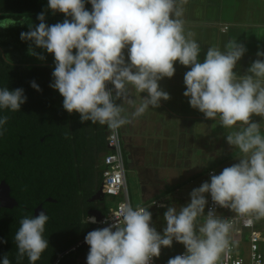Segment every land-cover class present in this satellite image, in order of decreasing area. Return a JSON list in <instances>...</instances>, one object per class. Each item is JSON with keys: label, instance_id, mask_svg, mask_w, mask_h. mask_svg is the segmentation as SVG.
Returning <instances> with one entry per match:
<instances>
[{"label": "clouds", "instance_id": "1", "mask_svg": "<svg viewBox=\"0 0 264 264\" xmlns=\"http://www.w3.org/2000/svg\"><path fill=\"white\" fill-rule=\"evenodd\" d=\"M188 0H48L53 14L65 16L62 23L48 25L46 13L37 15L38 25L20 38L54 56L53 82L49 85L63 97L69 114L79 113L81 123L106 126L113 135L157 109L170 95L160 87L164 78L175 75V64L189 68L184 75L188 98L193 109L205 118L218 121L227 130V143L236 150L239 162L211 175L190 193V202L177 208L167 207L163 234L152 225L148 208L124 203L106 227L89 231L86 264H152L162 248L173 242L185 252L168 264H220L222 255L236 245L234 224H251L264 219V124L252 120L264 118V50L247 70L238 76V62L247 52L243 43L229 39L224 49L202 48L194 33L186 30L185 7ZM91 5V10L86 8ZM16 22L4 17L0 29ZM31 55L44 60L30 48ZM111 85L112 87H108ZM31 87L40 91L35 81ZM147 93L146 96H142ZM27 102L23 88H0V113L20 112ZM0 115V137L8 123ZM234 213L231 218L217 215L208 205ZM163 207V205H162ZM49 216H23L15 232L17 264L27 258L38 264L49 248L45 238ZM85 224H96L95 216ZM0 243L7 241L0 239ZM0 264H12L8 255Z\"/></svg>", "mask_w": 264, "mask_h": 264}, {"label": "trees", "instance_id": "2", "mask_svg": "<svg viewBox=\"0 0 264 264\" xmlns=\"http://www.w3.org/2000/svg\"><path fill=\"white\" fill-rule=\"evenodd\" d=\"M86 8L91 10L90 4ZM41 12L46 13V23L65 18L48 9V0H0V19L9 17L16 22L0 31V88H23L27 96L20 112L0 113L9 118L0 137V184L5 182L10 187L19 204L13 209L0 208V239L7 241L0 243V259L8 255L12 264H17L14 235L19 221L25 215L35 216L43 205L49 216L44 234L49 248L38 264H75L79 257L75 249L85 242L89 231L96 229L83 220L94 208L89 201L102 188L106 169L99 163L101 149L94 152L90 148L96 144L106 148L108 141L105 126L97 125L94 139L89 132L91 122L81 123L79 113L64 110L63 97L49 86L54 56L43 55L32 42L21 40V32L29 31L30 23H40L37 15ZM30 48L46 58L27 61L26 57L36 56L30 54ZM32 81L40 91L31 87ZM110 152L108 149L107 154ZM117 199L119 203L123 200ZM101 206L107 216L109 210ZM20 264H28L27 258Z\"/></svg>", "mask_w": 264, "mask_h": 264}, {"label": "crops", "instance_id": "3", "mask_svg": "<svg viewBox=\"0 0 264 264\" xmlns=\"http://www.w3.org/2000/svg\"><path fill=\"white\" fill-rule=\"evenodd\" d=\"M184 7L186 30L194 33V39L202 48L200 60L203 61L209 46L216 45L223 50L229 39H236L246 46L247 52L238 62L235 72L238 76L246 75L251 63L259 58L257 52L264 50V0H188ZM59 22L61 23H57ZM47 24L52 25L53 22L48 21ZM42 54L53 56L45 50H42ZM175 69L172 78H164L159 82L161 89L169 93L170 100H162L159 108H150L133 124L121 128L126 170L136 175L135 193L139 201L136 206H147L157 201L163 207H152L149 210L151 212L154 209L156 213L164 212L172 202L183 206L189 188H198L207 182L210 169H216L220 173L224 168L239 162L236 150L227 143V130L220 126L218 121L207 119L203 113L193 109L188 98L183 95L186 90L184 75L189 68L177 62ZM177 80L183 81L182 84H177ZM181 86H184V89L181 90ZM146 95L147 93L142 94ZM252 120L264 124L262 117L253 116ZM89 129L96 139L97 125H91ZM105 129L108 139L110 130L106 126ZM96 145L90 149L94 152L101 149L99 163L104 166V157L107 150L110 152L111 149L108 145L106 148ZM194 160L199 163L196 164ZM162 197L164 199H161ZM130 198L136 207L131 194ZM110 201L115 205L113 209L109 207V214L116 210L120 199L109 197V205ZM101 205L108 209V200ZM231 214L234 215L232 212ZM89 216L92 215L89 213ZM255 224L262 236L263 251L264 219L255 221ZM151 226L155 227L153 221ZM243 241L247 242L246 238ZM85 245L87 246L86 243ZM246 245L248 258L249 244ZM161 254L162 257L155 259L167 263L168 261L160 259H165L168 253L162 251ZM177 255L178 253L174 257ZM78 260L75 264H86V257Z\"/></svg>", "mask_w": 264, "mask_h": 264}, {"label": "built area", "instance_id": "4", "mask_svg": "<svg viewBox=\"0 0 264 264\" xmlns=\"http://www.w3.org/2000/svg\"><path fill=\"white\" fill-rule=\"evenodd\" d=\"M91 9V5H90ZM227 30V29H226ZM108 87H112L108 85ZM108 147L111 149L112 152L108 153L104 157V166L106 167L104 174H103V192L108 197L114 198H122L123 200L117 205L116 210L105 216L104 219L98 221L94 225V227L101 228L108 226L103 221L107 220L111 223V218L114 216L115 212L120 209V206L124 203H129L133 206L128 186H127V179H126V168H125V157H124V148H123V141L121 137V130H119L117 135H113L111 132L108 135ZM218 175L219 172L216 169H211L207 173V182H210L211 175ZM208 205L206 206V215L210 208H214L217 215L222 216L224 218H231L233 215L231 214V210L224 209L215 205L212 200L211 196H207ZM134 207V206H133ZM141 207L150 208L158 207L161 208L162 205L154 201L151 205H144ZM91 224V223H89ZM234 231L237 234H241L242 232H248L246 236V240L249 244V256L245 258L239 251L237 244L227 251L226 254L222 255L220 264H264V253L261 250V242L262 236L261 233L257 230L255 221L251 224L237 222L234 224ZM233 231V232H234ZM237 231V232H236ZM82 243L80 244V246ZM184 252H181L178 255H182ZM152 264H168L163 263L161 261L156 260L153 258Z\"/></svg>", "mask_w": 264, "mask_h": 264}, {"label": "rangeland", "instance_id": "5", "mask_svg": "<svg viewBox=\"0 0 264 264\" xmlns=\"http://www.w3.org/2000/svg\"><path fill=\"white\" fill-rule=\"evenodd\" d=\"M64 19H61V23L63 22ZM56 22V21H55ZM60 23V22H59ZM2 29H0L1 31ZM27 58V61H30V62H36L40 59L37 58V56H30V57H26ZM46 58V57H45ZM183 81L181 80H177V84H182ZM181 90L184 89V86H181L180 88ZM176 115V114H175ZM198 155V154H197ZM194 162L196 164H198L199 162L197 160H194ZM156 165L158 164V162L155 163ZM159 166L156 167V171L159 170L158 168ZM127 180H128V187H129V192L131 194V197L133 198V202L135 204V206L137 204H139V201L137 200V196L136 193H135V189H136V175L133 174V172L131 171H127ZM197 187H190L188 192L185 194L186 196V201H185V204L183 206H186L189 202H190V193L192 192L193 189H195ZM111 202V201H110ZM114 202H111V204L109 205V199H108V210H109V207H111V209L114 208ZM169 206H175L177 208H180L182 206H179L178 203H175V202H172L171 205L169 203ZM167 211V209H164V212H157L156 213V210L152 209L151 213H152V218H153V224H155V227L157 229L158 232H160L161 234H163V228L166 227V222L164 221V213ZM205 213H206V209H205ZM162 217V218H161ZM235 237L234 239L237 241V245H238V251L245 257L247 258V254H248V245H246L247 243L245 241H243L244 238H246V234L247 232H243L241 233L240 235H238L237 233H235ZM162 251H165L168 253V255L166 256V258H162L160 260L162 261H165L167 262L170 258H173L174 255L176 253L180 254L181 252H185V248L182 244H179L177 242H173V245L172 247L170 248H162L161 249V252ZM264 251V250H263ZM262 251V252H263ZM264 253V252H263ZM160 257H162V254L160 255ZM168 263V262H167Z\"/></svg>", "mask_w": 264, "mask_h": 264}, {"label": "water", "instance_id": "6", "mask_svg": "<svg viewBox=\"0 0 264 264\" xmlns=\"http://www.w3.org/2000/svg\"><path fill=\"white\" fill-rule=\"evenodd\" d=\"M94 200L105 204L106 195L104 194L103 189L98 192V194L94 197ZM0 203L1 208L9 209H13L18 205L17 201L11 197V189L5 182L0 185ZM40 211H44L42 206L36 209L35 216L38 215ZM90 215L97 217L98 221H101L105 217L101 210L93 211Z\"/></svg>", "mask_w": 264, "mask_h": 264}, {"label": "flooded vegetation", "instance_id": "7", "mask_svg": "<svg viewBox=\"0 0 264 264\" xmlns=\"http://www.w3.org/2000/svg\"><path fill=\"white\" fill-rule=\"evenodd\" d=\"M51 18H53L52 16H51ZM56 21V20H55ZM57 22V21H56ZM56 22H55V24H56ZM54 24V23H53ZM100 160V159H99ZM3 183V182H2ZM1 183V184H2ZM0 184V185H1ZM101 189H103V188H101ZM11 197H12V195H11ZM13 198V197H12ZM14 200H16L15 198H13ZM49 201H51V202H54V203H56L57 201H53L52 199H48ZM92 200H94L93 198L89 201L90 202V205L91 206H93L94 208L92 209H90V211H89V213H91V212H93V211H97L98 209L100 210L101 208H102V206H101V203H98V202H92ZM17 201V200H16ZM18 203V202H17ZM19 205V204H18ZM17 205V206H18ZM17 206H15V207H17ZM42 207H43V205H41ZM14 207V208H15ZM0 208H1V203H0ZM3 209V208H2ZM4 209H9V208H4ZM43 210H44V208H43ZM45 211V210H44ZM45 213H46V211H45ZM85 242H83L82 243V245L80 246H78L77 247V249H75V251H77L78 253H79V257L77 258V260H76V262L77 261H79L78 259H85V257H87V255H88V251H89V246L87 245H85ZM83 246V248L82 249H79V248H81ZM75 262V263H76Z\"/></svg>", "mask_w": 264, "mask_h": 264}]
</instances>
